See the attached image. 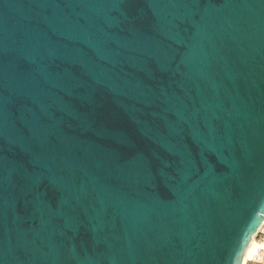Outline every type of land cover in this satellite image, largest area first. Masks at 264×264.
<instances>
[{
    "label": "water",
    "instance_id": "obj_1",
    "mask_svg": "<svg viewBox=\"0 0 264 264\" xmlns=\"http://www.w3.org/2000/svg\"><path fill=\"white\" fill-rule=\"evenodd\" d=\"M264 220V0H0V264H242Z\"/></svg>",
    "mask_w": 264,
    "mask_h": 264
},
{
    "label": "rangeland",
    "instance_id": "obj_2",
    "mask_svg": "<svg viewBox=\"0 0 264 264\" xmlns=\"http://www.w3.org/2000/svg\"><path fill=\"white\" fill-rule=\"evenodd\" d=\"M264 237V236H263ZM263 237H254V242L257 245V253L252 260H246L244 264H264V247L262 246L264 243ZM252 250L251 252H253Z\"/></svg>",
    "mask_w": 264,
    "mask_h": 264
},
{
    "label": "bare ground",
    "instance_id": "obj_3",
    "mask_svg": "<svg viewBox=\"0 0 264 264\" xmlns=\"http://www.w3.org/2000/svg\"><path fill=\"white\" fill-rule=\"evenodd\" d=\"M254 237L255 235L252 237V239L250 240V243L248 244L246 250H245V253H244V258H243V261H242V264L245 263L246 260H252L256 253H257V245L255 244L254 242ZM264 247V243L262 245ZM257 249V250H256ZM252 250H254L253 252H251Z\"/></svg>",
    "mask_w": 264,
    "mask_h": 264
},
{
    "label": "built area",
    "instance_id": "obj_4",
    "mask_svg": "<svg viewBox=\"0 0 264 264\" xmlns=\"http://www.w3.org/2000/svg\"><path fill=\"white\" fill-rule=\"evenodd\" d=\"M263 237L264 236V220L262 222V225L260 226V228L258 229V232L255 234V237ZM264 239V237H263Z\"/></svg>",
    "mask_w": 264,
    "mask_h": 264
}]
</instances>
